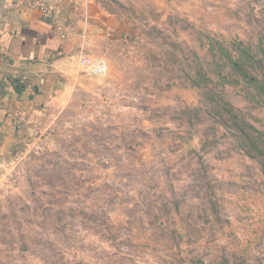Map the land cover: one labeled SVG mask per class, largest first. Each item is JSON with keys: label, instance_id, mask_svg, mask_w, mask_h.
Here are the masks:
<instances>
[{"label": "rangeland", "instance_id": "1", "mask_svg": "<svg viewBox=\"0 0 264 264\" xmlns=\"http://www.w3.org/2000/svg\"><path fill=\"white\" fill-rule=\"evenodd\" d=\"M99 7L105 73L0 154V264H264V0Z\"/></svg>", "mask_w": 264, "mask_h": 264}, {"label": "crops", "instance_id": "2", "mask_svg": "<svg viewBox=\"0 0 264 264\" xmlns=\"http://www.w3.org/2000/svg\"><path fill=\"white\" fill-rule=\"evenodd\" d=\"M112 22L99 0H0V154L63 100L81 73L78 60Z\"/></svg>", "mask_w": 264, "mask_h": 264}, {"label": "built area", "instance_id": "3", "mask_svg": "<svg viewBox=\"0 0 264 264\" xmlns=\"http://www.w3.org/2000/svg\"><path fill=\"white\" fill-rule=\"evenodd\" d=\"M79 62L89 75L99 76L103 75L106 71V62L102 59L90 60L82 58Z\"/></svg>", "mask_w": 264, "mask_h": 264}, {"label": "trees", "instance_id": "4", "mask_svg": "<svg viewBox=\"0 0 264 264\" xmlns=\"http://www.w3.org/2000/svg\"><path fill=\"white\" fill-rule=\"evenodd\" d=\"M241 74H242L243 77H245V76H250V75H247L245 72H241ZM250 81L255 82L256 80H255L254 78L250 77ZM261 86H262V87H261ZM261 86H260V87L262 88V90H264L263 85H261Z\"/></svg>", "mask_w": 264, "mask_h": 264}]
</instances>
